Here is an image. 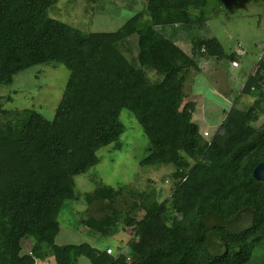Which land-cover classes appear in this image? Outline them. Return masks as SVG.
<instances>
[{"label": "trees", "instance_id": "16d2710c", "mask_svg": "<svg viewBox=\"0 0 264 264\" xmlns=\"http://www.w3.org/2000/svg\"><path fill=\"white\" fill-rule=\"evenodd\" d=\"M234 0H145V9L113 32H81L47 14L55 0H0V87L35 66L60 65L68 76L51 120L32 110L0 109V264H264V183L251 172L264 160V56L247 76L240 94H258L244 111L231 107L208 136L179 112L194 56L239 60L214 37L195 34L220 6ZM187 37L191 57L179 46ZM131 42L127 60L120 47ZM158 76L152 82L144 71ZM122 110L130 113L147 141L140 167L173 166L172 187L161 202L147 199L137 219L121 217L131 231L127 255L92 247L56 245L58 213L75 200L76 176L97 162L99 149L123 133ZM191 162V164H190ZM121 187L100 186L85 203L104 202L102 217L77 226L110 238L119 223L112 202ZM132 210L137 207L133 206ZM248 207V231L214 232L225 245L221 257L206 251L202 215L231 218ZM133 212V211H132ZM33 245L21 253V240Z\"/></svg>", "mask_w": 264, "mask_h": 264}, {"label": "rangeland", "instance_id": "374dc122", "mask_svg": "<svg viewBox=\"0 0 264 264\" xmlns=\"http://www.w3.org/2000/svg\"><path fill=\"white\" fill-rule=\"evenodd\" d=\"M144 9L145 0H55L47 14L81 32H113L131 16L142 14ZM195 34L214 37L226 54L234 52L240 56L235 63L193 57L195 68H191L187 76V97L181 100L179 112L198 126L202 136L204 132L209 136L226 111L231 107L244 111L257 97L255 89L245 95L240 91L246 77L254 73L257 61L264 56V0L226 3L219 7L215 16H209L203 28ZM181 42L178 40L176 45L191 57L187 37ZM120 50L127 60L134 53L130 41ZM144 74L152 82L159 79L149 70ZM67 76V70L60 65L25 69L12 76L9 86L0 87V109L32 110L51 120ZM260 91L264 93V86ZM262 104L264 108V100ZM119 121L123 133L117 143L99 149L97 164L85 174L74 177L75 200L64 202L58 213L56 245L86 243L100 250L109 248L111 255L117 248L127 255L125 243L130 239L131 231L128 227L123 228L120 222L123 214L131 210L130 216L134 214L139 219L143 215L141 206L147 199L161 202L168 197L173 166L140 167L139 161L147 153V141L129 112L122 110ZM263 122L264 114L252 126L256 128ZM100 186L121 187L112 202L113 209L119 212V223L110 238L92 236L85 227L77 226L80 220L102 217L106 213L104 202L87 204L84 200L85 195ZM133 206L137 208L132 210ZM32 245L29 238L21 240V253H27ZM76 264L90 263L79 257Z\"/></svg>", "mask_w": 264, "mask_h": 264}, {"label": "water", "instance_id": "95a60500", "mask_svg": "<svg viewBox=\"0 0 264 264\" xmlns=\"http://www.w3.org/2000/svg\"><path fill=\"white\" fill-rule=\"evenodd\" d=\"M255 181L264 183V160L258 163L251 172ZM254 213L252 209L245 207L237 211L231 218L223 220L213 211L205 212L201 217V223L208 231L205 237L206 251L210 257H221L225 251V245L212 231L221 228L232 233L248 231L253 224Z\"/></svg>", "mask_w": 264, "mask_h": 264}, {"label": "built area", "instance_id": "2783aa9c", "mask_svg": "<svg viewBox=\"0 0 264 264\" xmlns=\"http://www.w3.org/2000/svg\"><path fill=\"white\" fill-rule=\"evenodd\" d=\"M203 135H204V137H206V133H205V132L203 133ZM105 252H106L107 254H111V250H110L109 248H107V249L105 250Z\"/></svg>", "mask_w": 264, "mask_h": 264}, {"label": "flooded vegetation", "instance_id": "af4514ba", "mask_svg": "<svg viewBox=\"0 0 264 264\" xmlns=\"http://www.w3.org/2000/svg\"><path fill=\"white\" fill-rule=\"evenodd\" d=\"M214 232V230H212ZM208 232V231H207ZM215 233V232H214ZM216 234V233H215Z\"/></svg>", "mask_w": 264, "mask_h": 264}]
</instances>
